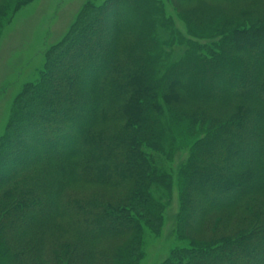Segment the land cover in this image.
<instances>
[{"label":"trees","instance_id":"trees-1","mask_svg":"<svg viewBox=\"0 0 264 264\" xmlns=\"http://www.w3.org/2000/svg\"><path fill=\"white\" fill-rule=\"evenodd\" d=\"M16 2L4 0L0 16ZM120 5L132 9L131 20L105 26V12ZM207 8L186 20L190 32L205 35L204 44L188 45L169 66L155 56L158 31L166 30L171 44L178 33L156 0H109L83 9L38 81L18 97L10 132L0 141V264H77L78 245L72 254L57 240L50 246L58 252L47 254L35 241L28 249L10 243V237H43V221L54 220L63 236L58 222L70 218L92 242L127 233L138 238L140 220L157 217L145 191L151 170L144 149L170 133L161 123L162 105L165 121L184 123L189 139L197 138V128L203 136L182 172L177 229L188 244L163 264H264V7L235 9L233 17ZM204 105L230 110L216 115ZM62 140L68 144L56 148ZM74 184L125 188L126 194L96 212L92 198L67 197ZM220 209L238 218L210 215ZM134 242L100 257L129 264ZM88 251L78 264L92 261Z\"/></svg>","mask_w":264,"mask_h":264},{"label":"rangeland","instance_id":"rangeland-1","mask_svg":"<svg viewBox=\"0 0 264 264\" xmlns=\"http://www.w3.org/2000/svg\"><path fill=\"white\" fill-rule=\"evenodd\" d=\"M108 2L109 0H17L16 6L9 10L7 16H0V141L10 132L8 126L17 108L15 106L18 103V97L27 86L38 81L44 68L50 63L52 53L57 51L61 43L66 42L65 40L70 35L73 26L79 21L83 9L88 5L100 9ZM3 4L4 0H0V8ZM156 4L159 11L163 13L164 19L169 21L172 24V29L178 33L171 44L168 32L164 29L158 31V48L159 51L161 50V54L157 51L155 56L160 58L159 65L169 66L173 60H179L183 56L188 45L204 42L201 38L205 35L190 32L186 25V20L190 19L188 17L194 11L198 12L203 6V8L208 7L207 10L216 9L229 17H233L232 12L235 9L246 12L250 8H263L264 0H238L235 2L156 0ZM118 7V10H110V13L105 12V17L102 20L105 26L107 22L113 23L124 18H127L128 22L131 20L129 18H131L132 9L124 5ZM218 40L219 38L211 39L208 45L215 44ZM70 61L71 59H68L67 62ZM100 67L102 68V64ZM159 104L162 105L163 103L159 101ZM162 107L164 116L161 118H164L161 119V123L170 129V133L160 138L159 146L153 149H144L149 158L151 170L149 178L146 180L147 188L145 191L157 217L155 220H140L136 228L138 238H136L137 235L134 237L127 233L117 238L101 237L92 242L85 232L79 230L72 219L66 218L58 222V225H63V231L67 232V234L63 233V236L58 234L54 220L43 221L38 228L44 234L43 237L19 239H11L10 237V243L14 247H22L23 249L41 244L46 246L44 250L47 254H49V250L58 252L50 246L51 242L57 244V240L67 242L72 254H75L77 249L75 246L78 245L80 250H77V254L73 257V261L78 259L77 264L79 259L84 258L85 253L89 252L88 250H92L93 253L92 261L89 264H114L110 261L107 263V260H103L100 255L111 249H124L125 247L127 249L128 243L133 239L135 242L132 246V253L129 255V264H163L173 250L187 247V240L184 241L185 237H181L177 229L184 181L182 172L188 162L191 154L190 149L195 144L194 142L203 136L201 130L197 128V138L189 139L187 126L184 123L174 119L164 120L168 118L169 114L166 111V106L162 105ZM210 110L217 115L221 110V112H228L230 106H216ZM151 114L154 115L152 112ZM73 130L75 128L70 129V131ZM172 141L175 144H172ZM64 144H68V141H59L56 148ZM39 148L44 149V145H39ZM37 153L36 147L32 151V155L35 156ZM65 194L78 202L89 201L92 198L98 205L94 206V210L98 212L99 205L115 204L118 200L122 201L126 189H108L101 186L74 184L65 190ZM229 214L230 210L228 209H220L210 213L214 218L226 219L230 222L238 218L235 216L227 217L226 215ZM76 232L78 235L75 236ZM34 241L35 244H33ZM82 249L83 251H81ZM37 263L42 264L41 261Z\"/></svg>","mask_w":264,"mask_h":264}]
</instances>
